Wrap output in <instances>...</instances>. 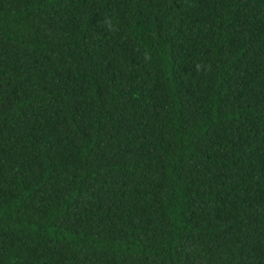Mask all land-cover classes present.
<instances>
[{
	"label": "trees",
	"instance_id": "1",
	"mask_svg": "<svg viewBox=\"0 0 264 264\" xmlns=\"http://www.w3.org/2000/svg\"><path fill=\"white\" fill-rule=\"evenodd\" d=\"M0 264H264V0H0Z\"/></svg>",
	"mask_w": 264,
	"mask_h": 264
}]
</instances>
